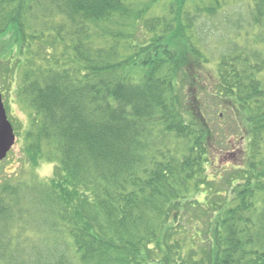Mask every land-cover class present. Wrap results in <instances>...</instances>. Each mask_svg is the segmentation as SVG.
Returning a JSON list of instances; mask_svg holds the SVG:
<instances>
[{
	"label": "trees",
	"instance_id": "trees-1",
	"mask_svg": "<svg viewBox=\"0 0 264 264\" xmlns=\"http://www.w3.org/2000/svg\"><path fill=\"white\" fill-rule=\"evenodd\" d=\"M0 91V264H264V0H0Z\"/></svg>",
	"mask_w": 264,
	"mask_h": 264
},
{
	"label": "rangeland",
	"instance_id": "rangeland-1",
	"mask_svg": "<svg viewBox=\"0 0 264 264\" xmlns=\"http://www.w3.org/2000/svg\"><path fill=\"white\" fill-rule=\"evenodd\" d=\"M239 15H236L235 18L237 22L244 24L245 20H243V16L241 12H236ZM10 38L8 37L7 40ZM213 46V44H212ZM217 47L214 44L213 48ZM3 94V92H1ZM4 102L7 107V115L11 119V122L17 131L22 135L17 137V143L14 146L12 152L10 153L7 160L3 163H0V184L6 177L11 176L13 173H17L19 175H23V177H28L32 173V165L30 163L25 162L23 147L24 142L22 141L23 135L26 129L29 126L30 122V110L25 108L19 102H16L12 95L11 97H5ZM231 152H229L230 154ZM231 156V157H230ZM228 155V152L222 155V160H220V165L226 164L231 158H235L236 154ZM34 173L43 179H50L54 175L55 165L46 161H40L37 166L34 167ZM211 171H209L210 173Z\"/></svg>",
	"mask_w": 264,
	"mask_h": 264
},
{
	"label": "water",
	"instance_id": "water-1",
	"mask_svg": "<svg viewBox=\"0 0 264 264\" xmlns=\"http://www.w3.org/2000/svg\"><path fill=\"white\" fill-rule=\"evenodd\" d=\"M16 136L8 121L2 96L0 94V161L5 159L8 152L15 145Z\"/></svg>",
	"mask_w": 264,
	"mask_h": 264
},
{
	"label": "bare ground",
	"instance_id": "bare-ground-1",
	"mask_svg": "<svg viewBox=\"0 0 264 264\" xmlns=\"http://www.w3.org/2000/svg\"><path fill=\"white\" fill-rule=\"evenodd\" d=\"M31 116V115H30ZM14 147L11 148V150L8 152L7 156L5 159L1 160L0 163H3L5 160H7V158L9 157L10 153L12 152Z\"/></svg>",
	"mask_w": 264,
	"mask_h": 264
}]
</instances>
